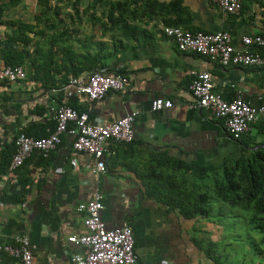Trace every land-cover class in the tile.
I'll list each match as a JSON object with an SVG mask.
<instances>
[{
	"label": "crops",
	"instance_id": "obj_1",
	"mask_svg": "<svg viewBox=\"0 0 264 264\" xmlns=\"http://www.w3.org/2000/svg\"><path fill=\"white\" fill-rule=\"evenodd\" d=\"M47 1L48 6L41 0H0V69L7 66L11 49L16 44L22 47L25 39L28 59L37 62L39 57L42 69L50 71L48 77L41 69L30 75L33 62L29 60L22 65L25 79L0 81V200L5 203L0 212V242L11 243L16 234L26 235L34 264H70L73 252L84 248L68 238L87 231L86 213L78 207L100 193L107 227H133L139 264H215L199 241H219L222 221L186 219L178 211H169L148 192L151 169L164 157L187 163L202 156L220 165L226 158H238L263 145L264 116L237 141L222 119L193 106L196 99L190 86L195 72L209 71L214 90L224 99L242 95L259 107L264 105V66H225L183 52L165 29L228 31L233 44L241 48L243 36L264 34V0H240L238 14L225 12L212 0H128L137 10L136 17L127 20L128 26L121 23L119 29L107 31L96 25L95 11L86 9L90 0ZM100 16L105 20V15ZM21 23L30 28H21ZM113 37L122 39L125 49L118 43L117 57L103 61L102 69H122L129 82L124 90L91 101L69 81L89 74L79 56L113 52ZM50 50L54 57L48 59ZM80 68L83 71L74 76L71 71ZM156 98L170 99L172 106L155 111ZM61 103L87 111L91 122L110 123L135 113L134 141L108 143L105 172L93 170V155L76 150L70 134H64L48 156L35 152L21 168L11 171L10 161L1 170L10 151L12 160L14 140L21 130L29 129L36 137L56 128L54 111ZM214 206L223 207L218 202ZM0 264L21 262L0 251Z\"/></svg>",
	"mask_w": 264,
	"mask_h": 264
},
{
	"label": "built area",
	"instance_id": "obj_2",
	"mask_svg": "<svg viewBox=\"0 0 264 264\" xmlns=\"http://www.w3.org/2000/svg\"><path fill=\"white\" fill-rule=\"evenodd\" d=\"M212 1L227 13L238 14L242 9L240 0ZM165 33L177 42L179 50L204 55L212 62L225 66H264V52L252 49L257 47L264 50V34L243 36L244 46L237 48L233 44L232 34L228 31H192L170 26L165 29ZM26 77L27 72L22 65H7L0 69V81L15 82ZM69 82L78 93L86 95L91 101H98L110 91L124 90L129 77L126 73H107L100 68L84 78L72 77ZM190 89L196 99L193 106L206 108L214 117L222 119L228 133L235 139H241L251 129V125L264 116V105L254 106L242 95L232 100L224 99L214 90L212 74L209 71L195 72ZM171 106L170 99L156 98L152 101V109L155 111ZM54 115L56 128L47 136L34 137L24 131L17 134L11 171L21 168L35 152L48 156L62 142V136L70 134L76 150L93 155V170L105 172L108 143H130L135 138V113L110 123L91 122L87 111H79L69 104L61 103L55 108ZM4 205L0 200V212ZM103 208V195L100 193L79 205L78 209L86 213L84 225L87 231L68 238L69 242L84 248L83 251L73 252L70 264H139L133 227L124 224L108 228L101 216ZM0 251L19 258L21 264H34L30 239L26 235L16 234L11 243L0 242Z\"/></svg>",
	"mask_w": 264,
	"mask_h": 264
},
{
	"label": "trees",
	"instance_id": "obj_3",
	"mask_svg": "<svg viewBox=\"0 0 264 264\" xmlns=\"http://www.w3.org/2000/svg\"><path fill=\"white\" fill-rule=\"evenodd\" d=\"M44 5L48 6V1L41 0ZM134 0H132V3ZM93 9L92 15L96 25H100L105 31L119 29L120 24L127 25V20L136 17L137 10L130 6L128 0H90L87 10ZM101 11L102 14H97ZM96 14V15H95ZM100 15H105V20ZM21 28L29 27L27 24H20ZM14 40H10L11 48ZM17 41V40H16ZM114 51L109 54L102 52L91 55H80L81 64L88 67L89 74L94 73L100 68H104L106 59L116 58L118 55L117 44H121V50H124V42L112 38ZM120 51V50H119ZM39 54V50H37ZM37 54V55H38ZM30 53L28 48V40H23L22 47L16 44L6 57V65H23L28 63ZM54 57V50H50L49 57ZM37 62L31 60L30 75L34 71L44 70L43 76L48 77L49 70L42 69L43 63L37 57ZM99 63L102 65H99ZM83 71H71L74 76H78ZM69 72V73H71ZM108 73L121 72L119 69L115 71L110 69ZM67 78L64 79V82ZM78 109V108H77ZM79 111H82L78 109ZM55 129V126L52 128ZM30 136H34L29 129L21 130ZM49 134V133H48ZM48 134L36 137L47 136ZM233 138V137H232ZM235 139V138H234ZM242 141V139H235ZM257 143V141H255ZM15 145V144H14ZM11 161V151L8 152L6 161L1 170H6ZM152 178L148 184V192L153 195L155 200L166 206L169 211H178L186 219L204 218L208 220L222 221L224 232L226 231L227 222L222 218V208L218 211L219 216H214V202L220 203L222 206L227 205L230 208H238L246 213V221L248 228L252 232H259L261 237L259 242L264 246V144L257 146L249 153L241 155L238 158H226L220 165H216L199 157V159L185 163L171 157H164L158 161L157 167L151 169ZM3 199V197H0ZM239 240L242 235H236ZM236 241V239H233ZM257 240V239H256ZM200 247L215 262V264H238L237 260H233L231 252L228 249L233 245L227 237L226 241H213L211 239H202L199 241ZM136 248V245H135ZM264 253V248L261 250ZM139 261V259H138ZM255 264H264V261H255Z\"/></svg>",
	"mask_w": 264,
	"mask_h": 264
},
{
	"label": "rangeland",
	"instance_id": "obj_4",
	"mask_svg": "<svg viewBox=\"0 0 264 264\" xmlns=\"http://www.w3.org/2000/svg\"><path fill=\"white\" fill-rule=\"evenodd\" d=\"M219 210H214V216H219ZM221 210L222 216L218 218H222L227 224L225 226L226 231L223 234L219 233L218 237L223 243L227 237L233 243L228 249L231 252L233 260H237L238 264H255V261H264V253L261 252L264 246L258 241L261 235L259 232H252L248 228L246 213L241 209L230 208L227 205H224ZM236 235H242L240 237L242 241ZM233 239H236V241Z\"/></svg>",
	"mask_w": 264,
	"mask_h": 264
}]
</instances>
